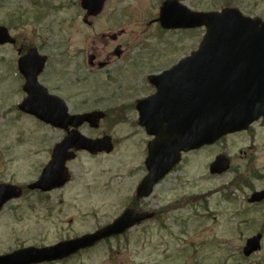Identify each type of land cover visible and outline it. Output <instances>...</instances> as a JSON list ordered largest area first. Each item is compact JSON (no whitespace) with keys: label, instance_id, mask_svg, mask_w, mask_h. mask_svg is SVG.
Instances as JSON below:
<instances>
[{"label":"rangeland","instance_id":"1","mask_svg":"<svg viewBox=\"0 0 264 264\" xmlns=\"http://www.w3.org/2000/svg\"><path fill=\"white\" fill-rule=\"evenodd\" d=\"M164 1L107 0L89 25L82 21L81 0H0V25L20 41L43 48L50 58L45 76L70 111L107 113L98 128L84 125L81 132L92 138L110 135L115 146L97 155L79 151L68 164L71 179L63 188L28 190L64 132L17 109L25 96L12 74L18 53L11 45L0 46V183L26 191L0 211V255L92 233L124 209L138 208L131 198L146 174L151 136L139 124L135 102L153 91L150 74L196 50L205 34L204 28L162 29L157 19ZM179 1L194 11L231 7L264 19V0ZM224 152L232 158L231 169L209 174L210 162ZM183 154L182 162L141 201L153 215L150 221L44 264H264V239L257 254L245 258L242 252L248 237L264 232V204H248L250 189L237 183L251 178L256 189L264 187V121Z\"/></svg>","mask_w":264,"mask_h":264},{"label":"water","instance_id":"2","mask_svg":"<svg viewBox=\"0 0 264 264\" xmlns=\"http://www.w3.org/2000/svg\"><path fill=\"white\" fill-rule=\"evenodd\" d=\"M106 0H82L86 19L100 14ZM159 21L165 29L195 28L205 25L206 34L198 50L180 60L172 69L151 77L157 92L138 102L141 123L156 139L150 142L146 166L149 174L140 184L139 192L147 196L152 186L178 164L181 151L212 144L222 136L247 129L264 115V21L245 16L236 8L222 12H193L177 0H167L161 8ZM7 27L0 26V45L15 42ZM45 58L32 49L20 59V68L27 77L28 97L21 110L34 114L59 128L81 127L88 122L98 127L105 117L102 111L70 115L65 103L49 96L38 84ZM92 153L113 150L112 138H88L77 129L56 146L53 159L41 178L31 188L44 191L64 185L67 180L66 161L71 147ZM70 148V149H69ZM230 168V160L220 155L212 162L210 173L222 174ZM16 186L0 185V210L9 200L20 197ZM264 199V191L255 192L250 202ZM131 210L100 231L42 248L28 247L0 255V264H36L64 259L100 239L121 234L146 219ZM261 233L248 239L246 257L261 249Z\"/></svg>","mask_w":264,"mask_h":264},{"label":"flooded vegetation","instance_id":"3","mask_svg":"<svg viewBox=\"0 0 264 264\" xmlns=\"http://www.w3.org/2000/svg\"><path fill=\"white\" fill-rule=\"evenodd\" d=\"M14 38H15V42H13V44L12 43H8V45H11V46H13L16 50H17V53H18V57H17V60H16V64L14 65L15 67H13L14 68V70H12V74L14 73V71H15V73L17 74V76H13V79L15 80V82L16 83H19L20 84V87H19V90L18 91H24V84L26 83V81H27V78L26 77H24V75L20 72V70H19V66H18V63H19V61H20V58H21V56H23L25 53H27L30 49H35L36 51H37V55H39V56H41V57H43V58H45V63H44V66H43V69H42V71L39 73V75H37L38 76V83L41 85V86H43L44 88H45V90H46V92H47V94L49 95V96H55V97H57V98H59V99H61V100H63L65 103H66V105L68 106V102H67V100L65 99V97L64 96H62V94L59 92V88L58 87H56V86H52L51 85V82H50V80L49 79H47V77L45 76V75H47L48 74V70H49V63H50V58H49V56L47 55V54H45V52H43V48L41 47V46H35V45H28L27 43H24L23 41H20L16 36H13ZM118 54H120V52L118 53ZM94 60H95V56H92L91 58H90V63L91 64H94L93 62H94ZM99 64V66L100 67H102L103 65H104V63H98ZM150 76V75H149ZM147 77V79L149 80V78L150 77ZM149 84L152 86V89H153V91H151V93L150 94H148V95H151V94H154L156 91V88H155V86L150 82V80H149ZM25 92V91H24ZM26 96H27V93L25 92V96L24 97H22L23 99L24 98H26ZM147 96V95H146ZM22 99V100H23ZM134 109H136L137 110V108H136V105H135V108ZM68 112L70 113V114H75V113H73V112H71L70 111V107L68 106ZM261 122L262 121H264V118L262 119V120H260ZM260 121H258V122H260ZM255 124H257V123H255ZM46 127H48V128H52V129H56V128H54V127H51L50 125L48 126V125H45ZM254 126V125H253ZM252 126V127H253ZM251 127V128H252ZM70 129H72V128H69V129H67V130H63V132H64V137L66 136V134L68 133V131L70 130ZM57 130H60V128L59 129H57ZM61 131V130H60ZM244 132H247V131H244ZM239 133H243V132H238V133H235V134H239ZM231 135H234V134H231ZM64 137H62V139L64 138ZM230 137V136H229ZM151 139H152V136H151ZM150 139V140H151ZM150 140L149 141H147V144L150 142ZM61 141V140H60ZM59 142V141H58ZM205 147H208V146H205ZM205 147H203V148H205ZM53 148H54V146H52L49 150H50V152L52 153V150H53ZM203 148H201V149H203ZM79 151L78 150H73V152H72V158H75L76 156H77V153H78ZM87 152V151H86ZM191 152H193V151H191ZM89 153V152H88ZM225 153V152H224ZM219 154H222V153H219ZM226 154V153H225ZM95 155H97V154H95ZM227 155V154H226ZM216 156H218V155H216ZM215 156V157H216ZM230 157V156H229ZM182 159H184V154H183V157H182ZM231 159V161H232V158H230ZM72 160V159H71ZM70 160V161H71ZM70 161L68 162V164L70 163ZM69 168V167H68ZM69 175V174H68ZM145 175H147V169H146V174ZM144 178V177H143ZM261 178V177H260ZM142 180V179H141ZM141 180H139V183H138V185H137V187L139 186V184H140V182H141ZM253 181H255L254 179H251V178H243V179H239L238 180V184L240 183L241 184V186H244V187H248V189H250V192H249V194L247 195V197H246V199H247V201H248V199H249V197H250V195L252 194V193H254V191H256V190H264V187H262V188H260V189H256L255 188V186H254V182ZM264 181V180H263ZM135 188V193H134V196L131 198L132 199V201H133V203H137L138 204V208L137 207H132V208H135L134 210H136V211H138V212H140V213H147L148 215H151V212H149V210H146V209H142V203H141V201L142 200H144V199H147V197H141V196H139L138 195V193H137V189L138 188ZM238 187V186H237ZM37 191V190H36ZM38 192V191H37ZM41 192V191H40ZM154 193V192H153ZM152 193V194H153ZM151 194V195H152ZM150 195V196H151ZM149 196V197H150ZM264 204V200H262L261 202H256L255 204H252V203H250V205H255V206H258V205H263ZM149 221V220H148Z\"/></svg>","mask_w":264,"mask_h":264}]
</instances>
